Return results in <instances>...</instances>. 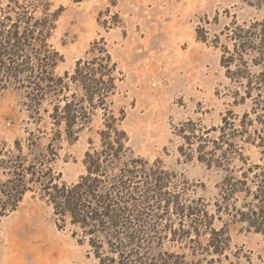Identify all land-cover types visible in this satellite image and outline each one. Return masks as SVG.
<instances>
[{"label":"rangeland","instance_id":"374dc122","mask_svg":"<svg viewBox=\"0 0 264 264\" xmlns=\"http://www.w3.org/2000/svg\"><path fill=\"white\" fill-rule=\"evenodd\" d=\"M10 1L0 0V8ZM26 1L41 4L40 10L45 3L51 12L63 8L49 40L62 57L55 75H71L78 61L100 58L103 51L109 54L121 72L110 110L116 119L123 116L120 125L128 135V147L150 164L160 161L166 171L176 174L180 186L188 185L192 199L208 205L211 214L215 203L222 201L221 186L228 174L199 162L198 144L188 147L185 137H191L192 131L203 136L210 151L213 143L228 149L227 138L234 135L235 149L241 152L233 158L235 177L263 164L262 150L251 145L254 140L260 143L256 138L264 131L256 122L259 114L251 115L252 126H241L243 115L252 110V101L240 102L238 85L220 65L222 47L231 48L226 29L234 23L249 27L264 19L257 0ZM197 31L204 32L206 43L198 41ZM28 105L24 91L10 89L0 95V145L8 150L13 151L16 142L26 146V131L37 134L42 129L49 134L50 99L43 103L42 111L47 113L41 112V126L29 118ZM102 130L98 112L79 131L75 143L58 145L53 170L62 182L72 185L86 174L85 154L101 148ZM48 138L43 137L41 143H48ZM247 203L249 199L241 197L238 209L246 210ZM231 214L222 213L214 223L229 237L222 255L209 249L207 236L194 246L167 239L152 253L158 261L174 255L192 264H264V234ZM74 232L69 225L59 229L53 208L38 194L29 193L15 211L0 210V264H99L89 246L78 243L80 232L78 237Z\"/></svg>","mask_w":264,"mask_h":264},{"label":"trees","instance_id":"16d2710c","mask_svg":"<svg viewBox=\"0 0 264 264\" xmlns=\"http://www.w3.org/2000/svg\"><path fill=\"white\" fill-rule=\"evenodd\" d=\"M257 2L264 9V0ZM40 6L11 0L0 8V95L10 89L24 91L29 118L36 126L43 122L41 112L47 113L42 111L43 103L50 99L53 105L49 134L42 129L37 134L26 131V146L16 142L13 151L0 145V210L15 211L27 194H38L53 208L58 228L69 225L75 237L80 232L78 243L87 244L99 264H192L174 255L158 261L152 251L167 239L194 246L203 236L208 237L209 249L222 255L229 237L214 223L229 211L232 218L264 234V131L256 138L260 143H251L262 150L263 164L253 166V171L243 170L239 177L231 170L233 158L241 156L234 135H227L228 149L213 143L210 151L203 136L192 131L191 137L184 138L188 147L198 144L199 162L228 174L221 186L222 201L215 203L211 214L208 205L192 199L188 185L180 186L176 174L166 171L160 161L150 164L128 147V135L120 125L123 116L116 119L110 110L121 72L106 51L100 58L78 61L71 75H55L62 57L49 40L63 8L51 12L47 3L41 10ZM203 33L197 31V39L206 43ZM225 35L231 48L222 47L220 65L238 85L240 102L252 101V110L243 115L241 126H252L251 115L259 114L256 122L264 130V19L249 27L234 23ZM98 112L103 118L101 148L85 154L86 174L67 185L53 170L58 145L75 143L79 131ZM48 135L49 142L42 144ZM241 197L249 199L243 207L246 210L237 207Z\"/></svg>","mask_w":264,"mask_h":264}]
</instances>
